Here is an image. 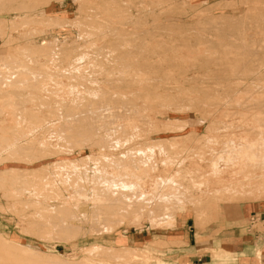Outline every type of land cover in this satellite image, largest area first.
<instances>
[{
	"label": "rangeland",
	"instance_id": "rangeland-1",
	"mask_svg": "<svg viewBox=\"0 0 264 264\" xmlns=\"http://www.w3.org/2000/svg\"><path fill=\"white\" fill-rule=\"evenodd\" d=\"M263 110L264 0H0V264H169L183 215L264 194L219 193L222 151L262 141ZM125 166L187 189L93 193L96 168L124 183Z\"/></svg>",
	"mask_w": 264,
	"mask_h": 264
},
{
	"label": "crops",
	"instance_id": "crops-1",
	"mask_svg": "<svg viewBox=\"0 0 264 264\" xmlns=\"http://www.w3.org/2000/svg\"><path fill=\"white\" fill-rule=\"evenodd\" d=\"M179 221L165 238L169 264H264V194L222 202L198 225L186 215Z\"/></svg>",
	"mask_w": 264,
	"mask_h": 264
},
{
	"label": "bare ground",
	"instance_id": "bare-ground-1",
	"mask_svg": "<svg viewBox=\"0 0 264 264\" xmlns=\"http://www.w3.org/2000/svg\"><path fill=\"white\" fill-rule=\"evenodd\" d=\"M12 21V20H11ZM34 30V29H33ZM55 42V41H54ZM49 42H47V44H48ZM50 45H53V44H50ZM50 45H48V49H45L46 48V46H45V44H42V47H40L38 50H35L34 52H35V56H38L36 59H34L32 62H36V61H38L37 63H38V65L39 66H43V67H41V69H43L42 71H44V70H46V71H48V72H44V74L42 75V73L41 72H39L38 74H41V76H47L48 77V79H51V80H54V81H52V82H55V80H56V77H53V76H57V74L56 75H54V71H52V69H51V67L49 66V63H51V64H53V63H55V65H56V61H57V59H53L52 57L51 58H48L50 55H47L48 54V51L51 49L50 48ZM52 47V46H51ZM55 47V46H54ZM59 48V47H58ZM45 50H47V52L45 53ZM52 50V49H51ZM62 51H63V49H62ZM54 52V51H53ZM64 52V51H63ZM51 54V53H50ZM43 55H44V57H46L45 59L46 60H44V58H42L43 57ZM45 55H47V56H45ZM55 57V56H54ZM44 61H45V63L48 65L47 66V69L44 67L45 66V63H44ZM73 61V63H72V67L74 66V62H75V58L72 60ZM72 61H68V63L67 64H70ZM16 62V60L14 61V63ZM18 62V61H17ZM23 62V61H22ZM22 62H20L19 61V64L20 63H22ZM36 63V64H37ZM24 64V63H23ZM22 64V65H23ZM25 65V64H24ZM56 66H58V65H56ZM69 66V65H68ZM70 66V67H71ZM24 67V66H23ZM25 68H26V66H25ZM51 70V71H50ZM66 71H67V69H65ZM64 70V71H65ZM28 71H31V70H26V72H23L24 73V75L26 76V78H27V75L29 74V75H33V77L36 75L37 76V74H33V72L32 73H30V72H28ZM58 71H61V70H58ZM65 71V72H66ZM68 72H69V69H68ZM23 73L22 74H20L19 76H23ZM27 75H26V74ZM34 73H37V72H34ZM70 74V73H69ZM59 75H62V74H60L59 73ZM64 75H67V74H64ZM63 75V76H64ZM35 76V77H36ZM39 76V75H38ZM41 76H39V78L41 77ZM34 77V79H36V80H38L37 79V77L35 78ZM60 78V77H59ZM55 83H58V80L55 82ZM54 83V84H55ZM59 84H61V85H63V83L62 82H59ZM68 84H70V83H68ZM43 85V90L45 91V95H43L42 96V98L43 99H45L46 100V98L48 97V96H51V95H58L59 94V92H61L60 90V88L57 90L56 88L55 89H52V87H49V83L48 84H42ZM40 98V97H39ZM48 99V98H47ZM49 103V102H48ZM48 103H47V105H48ZM47 105H45V107L47 106ZM90 105V104H89ZM164 106V105H163ZM167 106V105H166ZM48 107H50V106H47V108ZM99 107V106H98ZM71 108V107H70ZM73 108V107H72ZM169 108V107H168ZM68 109V108H67ZM88 109V108H87ZM91 109V108H90ZM50 110V109H49ZM147 110V109H146ZM75 111V110H74ZM264 111V110H263ZM71 112H73V111H71ZM260 130V133H258L257 134V136L259 135L260 136V134L261 135H263L264 134V130L263 129H261V128H259ZM262 130V131H261ZM247 131H249V130H247ZM251 131V130H250ZM247 134H250V133H247ZM251 135V134H250ZM249 135V136H250ZM258 136V137H259ZM264 137V136H263ZM246 138V140H247V137H245ZM260 138V137H259ZM258 138V139H259ZM257 139V138H256ZM264 139V138H263ZM262 139V141H260L261 140V138H260V140H257V141H259L258 143H257V141H255L256 142V144H253V143H251V142H246V141H241V139L239 140V139H237V142L234 144V148L232 147L231 149L229 148V150L228 151H222V152H224V154L222 155L221 154V156H222V159H224V167L227 169H225L226 171H224V174H223V178H222V180H221V185H220V188H219V193L220 194H240V193H244V192H248V191H250V190H256L258 187H260L259 189H263L264 190V151L262 152V149H264L263 147H264V140ZM245 140V139H244ZM81 141H86V140H81ZM230 141V140H229ZM231 142H233V141H231ZM261 143V144H260ZM230 144H232V143H230ZM229 144H227V146H228ZM157 146H160V148H162V145H158L157 144ZM229 147H230V145H229ZM262 148V149H261ZM259 150V151H258ZM260 152L259 154H257L258 152ZM220 153V152H219ZM260 155V156H259ZM245 158H247V161L245 160ZM229 163L230 164H232V165H229ZM103 168V167H102ZM133 168H135V167H130V166H125L124 168H123V170H124V172H128L127 170H130L131 169V171H133L134 169ZM137 169V168H136ZM96 173L97 174H99L100 173V176L98 175V176H95V175H93V179H92V184H91V187H92V191H93V193H95V195L96 194H100V193H104V192H106V193H104V194H114L115 193V188H118V190H120V187H124V186H127V188L128 189H130V190H132V191H135V189L136 190H142V189H144L143 187H148V188H150L151 187V190L152 191H154V193H156V194H159V196H161L160 198H159V196H157L159 199H162V198H164L165 199V196H166V198H168V196L167 195H165L164 196V194H168V193H165V192H162V191H159V188L161 187V185H164V183H165V186L170 182V181H172L173 182V185H174V187H175V189H177L178 190V188H182V190H186L187 188H184V186L183 187H181L180 185V183H178L175 179H170L169 178V176H167V178H165V179H163V178H161V177H156V178H154V179H152L151 180V182L149 183V184H147V180L146 179H142V177L143 176H145L146 177V175H147V173H140V172H138V170L136 171V172H132V173H127V175H125V177H123L124 179H122V180H124L123 182L124 183H119L118 181H106V182H101V180H105V179H107L108 178V174L107 173H105V171H103L102 169H98V168H96ZM187 171V170H186ZM108 172V171H107ZM176 172V171H175ZM178 172H179V170H178ZM189 172V174L191 173V174H194V172H193V170L192 169H190V171H188ZM116 173V172H115ZM180 173V172H179ZM96 174V175H97ZM111 174V173H110ZM112 174H113V172H112ZM178 174V173H177ZM115 175V174H114ZM121 175V174H120ZM102 176V177H101ZM117 176V175H116ZM101 177V178H100ZM115 177V176H114ZM120 177V176H119ZM179 177V176H178ZM118 179V178H117ZM109 180V179H108ZM162 182V183H161ZM158 183H161L160 184V186H158ZM148 185V186H147ZM173 187V188H174ZM194 187H196V188H198V186H197V184H194ZM122 190H123V188H121ZM125 189V188H124ZM144 190H146V189H144ZM144 190H142V191H144ZM176 190V191H177ZM140 191L138 192V193H140ZM132 193V192H131ZM137 193V192H136ZM141 193H144V192H141ZM151 193V192H150ZM153 193V192H152ZM151 193V194H152ZM250 193V192H249ZM103 194V195H104ZM122 194H124V196L126 195L125 193H122ZM121 194V195H122ZM170 194H172V193H170ZM174 194V193H173ZM180 194V193H179ZM118 195V194H117ZM147 195H148V193H147ZM97 196V195H96ZM96 196H95V198H96ZM119 196H120V194H119ZM119 196H117V197H119ZM170 196H172V195H170ZM99 197V196H98ZM103 197V196H102ZM101 197V198H102ZM104 197H106V196H104ZM149 197V196H148ZM173 197V196H172ZM175 197V196H174ZM113 198V197H112ZM143 198H145V195L144 194H131L129 197H125V198H123V200H121V202H119L118 203V206L119 207H121V208H123V209H125V210H127V209H130V208H134L135 206H138V203L142 200L143 201ZM157 198V199H158ZM171 198V197H170ZM169 198V199H170ZM177 198V197H176ZM118 199H120V197L118 198ZM149 199V198H148ZM152 200H153V198H151ZM158 199V202L160 201ZM163 199V200H164ZM115 200V199H114ZM168 200V199H167ZM119 201V200H118ZM149 201V203H150V199L148 200ZM172 201V200H171ZM177 201V200H176ZM184 201V200H183ZM110 202V201H109ZM112 202V201H111ZM180 202V201H179ZM114 203H115V201H114ZM116 204H117V202H116ZM106 205V204H105ZM110 205V204H109ZM115 205V204H114ZM114 205L113 206H111V207H113L114 208ZM148 205V204H147ZM169 205V204H168ZM171 205V204H170ZM104 207V206H103ZM109 207V206H108ZM110 207V208H111ZM136 208V207H135ZM134 208V209H135ZM133 209V210H134ZM101 211H103V210H101ZM111 212V211H110ZM112 213H117V212H115L114 210H112ZM155 243V242H154ZM156 243H157V241H156ZM18 245V244H17ZM21 247V246H20ZM99 246H95V247H93V248H98ZM92 247H90V249H91ZM89 249V250H90ZM133 249V248H132ZM131 249V250H132ZM93 250V249H92ZM146 249H144L143 251H141V254L143 253V254H146L147 255V253L149 252H147V251H145ZM86 251H87V249H86ZM134 251V250H133ZM136 251L137 250H135V253H133V254H131V253H129V254H131L133 257L135 256V255H138L137 253H136ZM88 252H90V251H88ZM140 252V251H139ZM2 258V257H1ZM0 258V259H1Z\"/></svg>",
	"mask_w": 264,
	"mask_h": 264
}]
</instances>
